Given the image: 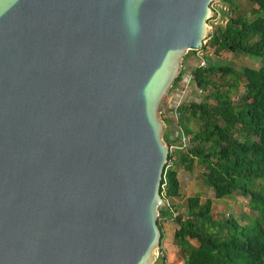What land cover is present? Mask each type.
Wrapping results in <instances>:
<instances>
[{
  "label": "water",
  "instance_id": "obj_1",
  "mask_svg": "<svg viewBox=\"0 0 264 264\" xmlns=\"http://www.w3.org/2000/svg\"><path fill=\"white\" fill-rule=\"evenodd\" d=\"M212 0H0V264H152L161 106Z\"/></svg>",
  "mask_w": 264,
  "mask_h": 264
},
{
  "label": "trees",
  "instance_id": "obj_2",
  "mask_svg": "<svg viewBox=\"0 0 264 264\" xmlns=\"http://www.w3.org/2000/svg\"><path fill=\"white\" fill-rule=\"evenodd\" d=\"M218 1L226 5L225 20L211 26L198 51L254 56L260 65L236 69L203 60L188 70L199 97L176 106L170 119L178 133L163 134L167 155L156 224L160 243V221L172 220L171 243L178 248L177 262L168 264H264V0H244L245 6ZM215 17L213 12L210 20ZM182 75L183 69L171 88ZM195 165L215 199L240 195L261 220L240 224L231 215L213 217L210 198L183 197L178 171L191 174Z\"/></svg>",
  "mask_w": 264,
  "mask_h": 264
},
{
  "label": "rangeland",
  "instance_id": "obj_3",
  "mask_svg": "<svg viewBox=\"0 0 264 264\" xmlns=\"http://www.w3.org/2000/svg\"><path fill=\"white\" fill-rule=\"evenodd\" d=\"M238 1L240 5L242 4L243 6H245L244 0H238ZM210 7L212 11L216 13V17L210 20L212 17L211 16L206 22L207 32L210 31V28L213 24L223 23L225 20L223 12L226 10V5L224 3L218 0H212L210 3ZM199 58L201 60L210 61L215 66L229 65L236 69H240L243 66L257 68L260 65V60L258 58L244 54L223 52L220 54V56H214L211 54V51L208 50L207 48L202 51H194V52L187 51L182 56V65L180 69V70L183 69V73H184L182 75L183 79L187 77L186 74L188 73L190 67H193L194 65L197 64ZM189 81L191 83L190 78L188 79L187 82ZM171 89H173L172 91H175L174 87ZM195 95L197 98L199 97L198 91L195 92ZM165 102L166 103L168 102L167 97L165 98ZM162 109L165 108L162 106ZM201 171H202V167L200 165H195L193 173L191 174L190 173L188 174L182 170L178 171V179L181 182L180 192L183 194V197L198 194L201 197V199L210 198L212 201L211 214L213 217L231 215L240 224H253L261 220L257 212L249 209L247 204V199L240 195L233 193L231 195L215 199L210 189H208V187L205 185L202 178L200 177L199 174ZM160 206H163L162 202ZM160 225L163 236L162 239L160 240L159 245L157 246L156 257L152 264H162L160 258L161 256H164L166 264L171 262H177L178 248L177 246L171 243V233L172 230L176 227V225H174L172 220L170 219H162L160 221ZM263 226H264V222H263Z\"/></svg>",
  "mask_w": 264,
  "mask_h": 264
},
{
  "label": "crops",
  "instance_id": "obj_4",
  "mask_svg": "<svg viewBox=\"0 0 264 264\" xmlns=\"http://www.w3.org/2000/svg\"><path fill=\"white\" fill-rule=\"evenodd\" d=\"M184 74V73H183ZM187 77L189 76V72L186 74ZM187 77H185V79H183L181 77L180 82H178L174 87L178 88L176 91H172L173 89H169L168 93H167V98H168V102H165V99L162 103V106L165 109H162L161 106V116L162 119L165 123V128L163 131V134L165 133L167 135V137H172L174 135H176L178 133V131L175 129V125L174 122L171 121L170 117H172V111H170V109H173V103L175 102H179V103H185L188 101H193L196 100L197 97L195 95V87L193 85V83L190 81L187 82ZM165 97V98H166ZM166 110V112H165ZM167 118L170 120L168 121ZM177 132V133H176Z\"/></svg>",
  "mask_w": 264,
  "mask_h": 264
},
{
  "label": "built area",
  "instance_id": "obj_5",
  "mask_svg": "<svg viewBox=\"0 0 264 264\" xmlns=\"http://www.w3.org/2000/svg\"><path fill=\"white\" fill-rule=\"evenodd\" d=\"M197 65H200V66H203V60H201L200 58L198 59V61H197ZM189 78H190V76H188ZM187 77V81H188V78ZM175 88V87H174ZM178 88L176 87L175 88V91L177 90ZM178 103L179 102H175V103H173V109H172V117H175L176 116V112H175V108H176V106L178 105Z\"/></svg>",
  "mask_w": 264,
  "mask_h": 264
}]
</instances>
